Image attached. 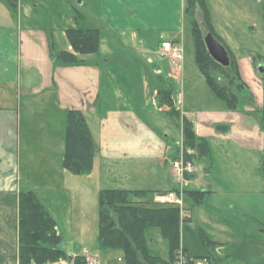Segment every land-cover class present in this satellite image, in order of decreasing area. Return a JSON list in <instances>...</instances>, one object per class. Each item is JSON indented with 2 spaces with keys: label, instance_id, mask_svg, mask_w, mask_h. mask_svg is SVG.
I'll use <instances>...</instances> for the list:
<instances>
[{
  "label": "crops",
  "instance_id": "crops-1",
  "mask_svg": "<svg viewBox=\"0 0 264 264\" xmlns=\"http://www.w3.org/2000/svg\"><path fill=\"white\" fill-rule=\"evenodd\" d=\"M73 1L75 0H54V3L67 9V5L75 8ZM95 1L97 11L93 18L97 25L91 27L101 29L100 49L98 52L83 55L85 63L71 66L60 65L55 58V52L72 49L69 42L66 48H55L53 31L48 28L50 24L38 25L31 17L30 11L45 7L44 0H20L16 17L0 2V264H19V193L22 190H34L46 209L55 217L49 204H55L62 198V192L72 187L69 185L67 169L60 158L57 165L52 166V177L42 183L43 185L29 183L28 179L27 182H23L21 152L25 125L28 137L26 144L29 150H38L43 155L60 154L63 157L67 110L80 108L87 116L90 113L97 114V120L87 117L95 140L99 144L93 169L90 173L84 174L87 176H95L97 172L101 173V176L106 172L114 175L115 171L112 172L107 165L124 159L139 160L140 166L134 170L135 173H146L147 168L142 167L141 159L156 158L157 165L160 163L164 166L162 161L176 153L179 141L176 144L173 140L172 143L165 142L163 132L143 115L142 94L148 91V94L153 95L157 101L156 92L159 87L171 86L174 91L176 84L183 85L184 56L173 58L164 54L161 42L171 39L182 50L184 49L185 34L192 30L191 18L185 12L187 0ZM77 2L85 4L86 0ZM206 3L215 31L235 53L243 72L241 58L238 55L239 46L231 41L230 34L233 33L236 38L241 37L235 13L244 12L242 16L248 17L250 10L253 6L257 7L260 0H206ZM78 16L85 18L84 14ZM74 17L77 23L79 20L77 15ZM250 25L252 28L257 27V24ZM262 34L261 49L258 47L250 50L252 55L257 54L258 57L248 56L258 82L255 90L257 103L252 109L259 114L258 117L255 116L258 122H262L259 109L264 107V21ZM239 43H242L240 39ZM165 59H170L176 67L168 73L157 65L159 60ZM261 65L263 70L260 69ZM248 84L250 86L249 82ZM179 101L180 99L175 98L177 107H181V116L185 113L195 123L197 134L206 136L208 133L203 128L206 125L213 135L227 137V140L231 139L240 145L238 147L241 149L246 148L247 154L251 150H264V131L260 126L256 125L257 130L252 133L253 135L246 131L237 132L232 129L233 125L228 124L230 121L234 122L233 119L225 117L214 119L204 114L211 111H194L186 108L184 103L182 106ZM43 112L47 114L44 121L46 132L36 134L35 124ZM233 113L234 111H225V115L231 118L235 115ZM194 114L197 116L201 114V119L195 122ZM246 117L241 115L237 119H242L243 122ZM246 121L252 124L254 122L248 117ZM224 124L228 125V129L218 128V125ZM239 152L244 157L243 151ZM226 153L229 151L226 150ZM210 155L195 159L196 170L188 180L189 185L204 181L200 171H204L206 176L218 170L220 181L224 185L235 183L236 186L250 189L247 192L251 194L254 189L264 192V183L260 184L261 178L264 180V174H261L264 172L261 155L256 157L255 162L247 165L242 161H234V157L229 159L231 157L229 155L224 158L226 164H223L222 160L219 165ZM204 158L207 161H202ZM161 170L162 173L157 170L158 175L152 177L154 183L151 182L150 185H132L138 181L130 183L127 177L121 178L118 185L112 187L158 190L155 195L163 192L165 186H169L166 191L178 187L179 184L174 182L170 171L163 168ZM206 184L211 185L209 181H206ZM39 186L45 187L42 188L44 195L39 192ZM202 189L209 190V194L213 191L209 187ZM261 202H264V197L257 196L227 201L228 212H233L235 208L233 219L237 221L238 216H242V219H247L250 224L239 228V246L235 251L226 250L220 264H264V216L259 214L258 209ZM190 217L192 219V216ZM253 224L255 226H252ZM58 232L61 235L59 229ZM213 239L219 242L216 251L221 243L228 240ZM181 247L190 255L201 258L185 244H181ZM93 250V253L99 255L98 245L93 247ZM67 252L73 256L88 255V252H79V249ZM118 259L120 264H125L123 252L122 257L119 256ZM67 263L75 264L72 259L52 264Z\"/></svg>",
  "mask_w": 264,
  "mask_h": 264
},
{
  "label": "rangeland",
  "instance_id": "rangeland-1",
  "mask_svg": "<svg viewBox=\"0 0 264 264\" xmlns=\"http://www.w3.org/2000/svg\"><path fill=\"white\" fill-rule=\"evenodd\" d=\"M75 8L71 6H66L67 9L60 7V5L54 3V0H44V8L36 9L30 11L31 17L34 18V23L47 26L53 32L55 48H66L68 46V38L66 36V29L71 26L77 27H91L95 26L96 21L94 20L93 14L97 11V2L95 0H86L85 4H79L77 0L73 1ZM55 4L57 6H55ZM25 5V4H24ZM27 10V9H26ZM78 10V11H77ZM29 13V12H27ZM249 16L246 17L244 12H236V22L240 29L241 37L234 36L233 33L230 34L231 41L239 46L238 55L241 58V63L243 67V76L245 80L250 83V86L244 87L241 91H238L240 98V105L238 110H231L227 107L226 103L220 99L215 92L211 89L206 81L205 76L202 74L197 62H196V48L195 41L193 38L192 30L188 33L186 32L185 47L183 49L184 56V82L183 85L176 84L174 86V96L180 99L179 103L183 106L185 104L186 108H190L194 111L203 110L211 111L207 114L208 117L214 119H233L234 122H228V124L233 125L232 129L237 132H250L249 134L256 132V127L260 126L261 130L264 131L262 122H258L255 116L257 115L254 107H256V92L258 87V82L256 80V73L253 70L251 63L249 62L248 56L251 58H256L258 55H252L250 53L251 49H261L262 45V22L264 21V0H260L257 7L253 6L250 10ZM79 14H84L85 18L79 17ZM79 19L75 23V17ZM242 17L243 20L242 21ZM71 21V22H70ZM248 21V24H246ZM192 24V23H191ZM250 24H257V27L252 28ZM244 26V27H242ZM45 27V29L48 30ZM192 28V25H191ZM239 39L242 43H239ZM241 47V45H243ZM257 51V50H256ZM259 51V50H258ZM161 66L165 73L169 70L175 69V65L170 59L159 60L158 64ZM173 65V66H172ZM179 92H182L181 94ZM142 110L143 115L146 116L148 121H150L160 132H163V139L168 143L172 140L174 144L177 143L176 153L173 156L178 155L181 151L186 153L190 148L186 147L183 143V130L180 125L174 120V118L167 112V108L159 107L158 102L154 96L149 95L148 91H144L142 94ZM259 101V96H258ZM260 102V101H259ZM183 108V107H182ZM225 111H234L233 118L231 116L225 115ZM248 113V114H247ZM247 116L251 120H254L253 124L247 123L246 118L242 122V119H237L241 115ZM250 114V115H249ZM36 115V114H35ZM185 115V113L183 114ZM47 114L45 112L41 113L40 120L35 124V133L41 134L42 131L46 130V125L44 121L46 120ZM237 116V117H236ZM89 119L97 120L98 115L90 113L87 116ZM201 114L199 116L194 114L195 122L201 119ZM90 123V122H89ZM235 123V124H232ZM195 124V123H194ZM255 127L253 128V126ZM257 125V126H256ZM206 138L210 145L211 158L214 157V161L221 165L225 163L224 158L226 155L231 156L229 159L242 161L244 165L248 163L255 162L256 157H261L262 168L264 165V150H251L248 154L246 153V148L241 149L240 145L233 142L231 139H226L220 135H213L208 127L204 125ZM26 130L27 127L23 128V148L21 152V165H22V175L23 182L33 183L35 185H43L45 181H49L51 176V171L54 166L57 165V160L62 159L60 154L58 155H43L38 150H29L26 144ZM41 132V133H40ZM46 132V131H45ZM165 133V134H164ZM169 134L168 136L166 135ZM222 137V138H221ZM170 145V144H169ZM226 150L229 153H226ZM243 151L244 157L239 151ZM170 151V150H169ZM173 156H168L167 160H163L161 165H157V160L155 159H141L142 167L146 166V173H135V169L140 166L139 160L135 159H124L115 161L112 165H107V168L115 171L114 175L111 173H101L97 172L95 176H87L84 174L72 173L67 170L69 174V185L70 190H64L62 193V198L57 200L55 204L51 205V209L55 214V218L58 221V229L61 232V238L58 243L59 246L63 247L67 251L73 252L75 249H79V252H88L87 254L93 253V247L97 246L99 243V189L104 187H112L118 185L121 178H129L132 185H150L153 182L154 176L157 177L159 172L162 173L161 168L170 171V175L174 178V182L179 184L172 172L171 168V158ZM242 158V160H241ZM206 160V158L202 159ZM201 163V161H199ZM161 165V168H160ZM53 166V167H52ZM262 175L264 172L261 173ZM200 176L204 179L202 183L195 182L189 185L188 181H185V186H190L193 188H206L209 187L213 191L206 194L203 204L196 203L189 196L184 194L183 196V206L181 207V215L187 214L192 216L191 220L183 221L180 226V239L181 244H185L192 252L198 253L201 259L207 264H220V260H216L210 255L207 246L203 243L202 232L208 234L212 239H228L226 243H221L220 248L217 252L221 255H226L225 251H235L238 243V230L242 228L241 226L250 224L247 219H242V216H238L237 221L233 219L232 214L235 215V208L233 212H228L227 201H235L238 199L247 198L248 196H257L259 198L264 197V192L254 189L251 192H247V189L243 186H236L235 183L224 185L219 178L218 170L211 174H204V171H200ZM264 176V175H263ZM153 177V178H152ZM140 179H145L144 181H139ZM206 181L211 183L207 186ZM261 183H264V180ZM41 183V184H40ZM138 183V184H136ZM264 186V185H263ZM169 186H165L163 191H166ZM45 188V187H42ZM39 186V192L43 194L44 190ZM247 189V190H246ZM253 189V188H251ZM263 189V188H262ZM209 194V195H208ZM44 195V194H43ZM49 203V202H47ZM261 215L264 216V202L260 203L258 207ZM257 210V212H259ZM262 211V212H261ZM232 217V218H231ZM252 226H255L253 224ZM16 235L15 229H13ZM244 234V233H243ZM246 238V237H245ZM147 239L151 250L154 253L166 255L169 251V242L162 236L160 229L158 227H151L147 230ZM217 241V240H216ZM219 242L217 241V244ZM242 243H240L241 245ZM255 244V243H254ZM78 251V250H77ZM122 250L115 249L110 250V252L99 250V259L101 264H120L118 257H122ZM1 254V253H0ZM64 261V260H63ZM69 264V263H67Z\"/></svg>",
  "mask_w": 264,
  "mask_h": 264
},
{
  "label": "trees",
  "instance_id": "trees-1",
  "mask_svg": "<svg viewBox=\"0 0 264 264\" xmlns=\"http://www.w3.org/2000/svg\"><path fill=\"white\" fill-rule=\"evenodd\" d=\"M13 16L19 12L20 0H0ZM186 14L191 18L192 33L196 48V62L215 94L231 110H238V91L249 84L245 80L240 63L220 35L215 31L209 16L206 0H187ZM206 27L226 47L229 61L224 64L215 59L204 38L201 17ZM101 29L98 27L71 26L66 36L72 49L55 52L57 63L63 66L86 62L83 55L98 52L101 43ZM159 107H166L183 130V143L193 150L187 157L193 159L210 155V145L205 136L197 134L195 125L186 115L181 116L171 86H161L156 92ZM264 128V107L260 108ZM228 129V125L218 128ZM99 144L88 122L87 115L80 108L67 110L65 147L62 157L64 167L79 174L90 173ZM264 169V165H263ZM191 177V176H190ZM158 190L104 187L99 190V243L98 249L109 251L121 249L125 264H163L173 261L181 247L180 226L190 220L181 215V207L154 200ZM167 192V191H163ZM209 190L185 186L184 193L200 204ZM161 193V192H159ZM19 264H52L72 259L75 264H85L86 255H70L59 247L61 235L55 217L46 209L34 190H22L18 196ZM158 227L169 242L167 256L155 254L148 243L147 230ZM203 243L210 255L217 261L225 257L216 251L217 241L202 232Z\"/></svg>",
  "mask_w": 264,
  "mask_h": 264
},
{
  "label": "built area",
  "instance_id": "built-area-1",
  "mask_svg": "<svg viewBox=\"0 0 264 264\" xmlns=\"http://www.w3.org/2000/svg\"><path fill=\"white\" fill-rule=\"evenodd\" d=\"M161 49L164 54H168L173 58H182L183 50L171 39H165L161 42ZM181 109V107H180ZM193 152L190 149L187 153ZM187 153L181 151L178 155L171 158V168L176 181L179 183L178 187L167 192L157 193L155 200L161 203H171L183 206V196L185 181L187 182L196 170L195 161L187 157ZM121 259V258H120ZM85 264H101L99 255L90 253L86 255ZM163 264H207L199 257L190 255L183 247L178 249L177 255L173 261Z\"/></svg>",
  "mask_w": 264,
  "mask_h": 264
},
{
  "label": "water",
  "instance_id": "water-1",
  "mask_svg": "<svg viewBox=\"0 0 264 264\" xmlns=\"http://www.w3.org/2000/svg\"><path fill=\"white\" fill-rule=\"evenodd\" d=\"M201 25L204 31V38L206 45L211 55L218 61L226 64L229 61L228 51L224 44H222L213 33L206 27L205 22L201 17ZM260 69L263 70V65L260 66Z\"/></svg>",
  "mask_w": 264,
  "mask_h": 264
}]
</instances>
